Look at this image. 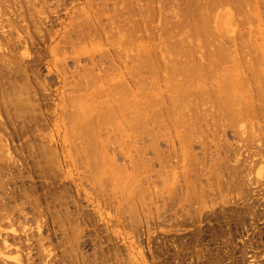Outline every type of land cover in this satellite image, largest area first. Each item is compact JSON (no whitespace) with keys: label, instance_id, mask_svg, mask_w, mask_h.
I'll return each instance as SVG.
<instances>
[{"label":"rangeland","instance_id":"1","mask_svg":"<svg viewBox=\"0 0 264 264\" xmlns=\"http://www.w3.org/2000/svg\"><path fill=\"white\" fill-rule=\"evenodd\" d=\"M132 1L0 0V264H264V102L257 97L264 92L260 4L262 21L229 6L214 10V19L204 14L212 33L208 40L227 37L236 42V50L241 45L239 55L226 64L236 69L233 79H239L233 85L239 110L220 117L205 98L197 115L183 110L185 125L163 115L156 123L142 121L138 132L126 131L121 139H95L86 160L77 145L75 162L68 156L64 136L69 122L64 111L56 110L59 83L49 73L50 57L42 44L49 32L62 34L74 27L88 7L106 13L98 24L106 29L117 8L123 11L125 5L131 10L125 13L135 12ZM153 1L148 34L141 25L133 30L139 17L127 22L122 11L125 16L118 14L114 21L121 17L124 27L112 21L110 30L125 31L130 24L125 32L132 28L136 36L143 31L136 43L158 45L165 29L156 21L167 17L173 0H167L165 18L158 16L160 5ZM101 30L98 37L103 39ZM60 47L62 52L68 48ZM112 47L103 44L91 57ZM64 59L69 65V56L59 60ZM111 64L107 80L126 77L128 82L123 67L130 65L129 59ZM113 66L119 67L117 74ZM102 70L92 74L100 78ZM142 89L135 92L139 103L147 88ZM105 95L113 97L104 93L101 100ZM104 101L102 110L113 105V100Z\"/></svg>","mask_w":264,"mask_h":264},{"label":"bare ground","instance_id":"2","mask_svg":"<svg viewBox=\"0 0 264 264\" xmlns=\"http://www.w3.org/2000/svg\"><path fill=\"white\" fill-rule=\"evenodd\" d=\"M123 2L126 6L128 5L127 2ZM152 2L154 1L133 0L132 3L136 8L132 15L125 13L127 7L125 8V5L122 4L120 6H123V11L120 10V7V9L115 8L117 13L112 12V14H119L121 17L127 14L125 18L127 22H130V19L135 16L139 17L140 20L135 23L133 19L131 20L135 24L134 26H132L133 23L131 24L134 27L133 30L136 31L137 27L135 26L141 25L142 30L148 34L149 31L146 27L154 22L149 14V11L154 9V7L151 8L152 10L150 9V5L154 4ZM156 4L160 5L157 11L158 16L165 18L163 10L165 11L166 6L169 5L167 0H157ZM257 4H260V8L264 13V0H173L171 8L166 11V18L169 21L166 18V20L156 21V24L161 23L162 30L165 29L160 33L159 44L157 43L158 45L154 46V44L145 43L147 45L144 48L142 47L144 42L143 44L136 43L137 35H140L143 31L141 30L140 34L135 36L137 32H133L131 26H129L131 32H125L128 29L127 26L130 25L128 23H126L128 25L125 27V31L120 30L124 25L118 21L121 20V17H117L118 23L114 21L117 15L112 19L110 17L107 21L111 19V22L117 23L116 26L120 24V28L116 27V32L113 33L114 31L110 30L113 26L110 25L111 22L108 23L112 27L108 26V28L106 26L109 34L106 33L105 37L106 29L103 27L105 25H98L101 22H99V18H102L105 12L95 9V6L88 7L87 12L83 11L81 14L83 19L79 18L77 23L75 22L76 26L73 24L74 27H70L71 29L66 33L49 32L42 47L45 49L47 57H50L49 73L55 74L59 83V89L54 92V96L59 102L56 105V110L64 111L66 121L68 119L69 122L64 136V143L67 147L68 156L73 159L72 161L75 162L77 157L74 151L75 145L78 146L82 158L86 160L90 157V149L95 139L100 142L101 138L107 137V135H113L121 139V137L127 135L128 132L126 131L135 134L138 132L136 129H141L143 122L146 124L154 123L157 119L163 118V115L166 116L165 119H171L172 123L178 121L176 124L185 125L188 121H183L181 118V114L185 112L183 110L188 111L191 114L190 116L197 115L200 112V107L206 104L205 98L210 107L216 110L217 115L220 117L226 116L234 110H239L241 101L237 100L236 92L233 90V85L236 84L235 81L239 79H233L237 76L236 69L234 67L229 68L226 64L228 58L230 59L233 56L232 59H235L234 56L239 55L240 51L238 50H241V45L236 50V42L227 37L208 40L207 38H212V33L204 14L211 13L212 17L219 6H229L238 14L249 12V14L252 13L251 15L260 18L261 11L258 9ZM88 6L92 5L88 4ZM127 10L130 9L127 8ZM129 13H131V10ZM151 15L153 17L155 13ZM212 18L214 19V16ZM260 21H262L261 18ZM113 25L115 26V24ZM155 27L157 28V26ZM89 29L93 30L97 36L95 37L94 34L90 33ZM139 29L140 26L138 31ZM100 30L103 33V39L100 35L101 38L98 37V34H101ZM241 40L239 42H242ZM54 41V46L50 48L49 46ZM152 41L154 42V40ZM215 41L217 42L214 43ZM224 43H227L228 46H222ZM103 44L113 46L111 49L109 48L111 51L103 55L100 50L102 53L98 52L99 55L97 54L96 58L91 57L92 53L102 49ZM239 44L243 46L244 43ZM59 45H66L68 48L66 47L67 49L62 52ZM195 45L196 49H194ZM79 46L82 47L79 48ZM88 46L90 50H88ZM197 46L206 49L200 51ZM159 47L162 48L160 52ZM210 47L212 49H208ZM197 52L202 53L195 60L194 55ZM243 52L245 53V51ZM63 56H69V59H67L70 60L69 65L64 63L65 59L59 60ZM99 56L100 58H98ZM97 58L108 62L109 66L114 59H118L120 62L129 59L130 65L124 64L123 67L126 71L124 73L129 75L128 82L125 80L126 77L125 79L122 78L123 81L119 80L122 82H115L113 78L107 80L112 75L108 68H112L105 63L107 65L106 69L103 61L101 62ZM83 63L89 65V69ZM101 64L108 72L102 70ZM118 66L116 69L113 66V72L116 71V74L120 71V69L117 70ZM68 67H71V70ZM101 70L103 74L99 75L100 78H98V75H95L97 76L95 77L92 74ZM121 75L123 76V74ZM158 76L163 81L162 89L158 86L159 81L157 83ZM142 86L147 89L145 93H142V103H139L140 100L135 101L138 94L135 95V92L142 89ZM93 89H96L95 94L92 93ZM142 92H144V89H142ZM104 93H111V96L117 98L106 99L107 96L105 95L103 96L105 101L101 100V95ZM257 97L264 102V92L258 94ZM97 100L100 101L99 104H97ZM103 101L105 103L110 102L113 105L107 103L110 106L108 105L105 110H102ZM60 115L58 113L56 118L59 123L62 120ZM125 126L127 127L124 128Z\"/></svg>","mask_w":264,"mask_h":264}]
</instances>
